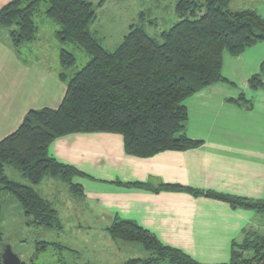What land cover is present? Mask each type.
<instances>
[{
  "label": "trees",
  "instance_id": "1",
  "mask_svg": "<svg viewBox=\"0 0 264 264\" xmlns=\"http://www.w3.org/2000/svg\"><path fill=\"white\" fill-rule=\"evenodd\" d=\"M41 1L48 4L45 15L59 27L57 40L83 50L89 61L67 80L58 107L29 110L18 127L0 140V210L1 195L6 192L17 199L29 224L60 230L58 211L33 186L39 187L44 178L59 179L78 197L81 189L72 178L82 173L51 158L50 143L69 133H115L121 135L125 152L140 158L196 147L200 142L183 133L187 119L183 100L225 80L221 74L224 52L235 56L264 41V18L254 10H227L229 0H178V20L160 32V41L130 25L122 42L108 52L89 31L95 8L106 0L96 5L90 0H11L0 8V27L8 28L13 46L35 38L32 17ZM58 55L63 69L74 65V55L64 48ZM248 84L251 89H264V61ZM6 167L31 185L9 179ZM183 190L232 207L264 209V202ZM105 231L112 241L139 245L147 254L125 264H200L162 245L132 221H114ZM244 236L243 242L233 243L230 261L224 264H264V232L249 230Z\"/></svg>",
  "mask_w": 264,
  "mask_h": 264
},
{
  "label": "crops",
  "instance_id": "2",
  "mask_svg": "<svg viewBox=\"0 0 264 264\" xmlns=\"http://www.w3.org/2000/svg\"><path fill=\"white\" fill-rule=\"evenodd\" d=\"M9 1L0 0V8ZM2 30L0 140L18 127L29 110L58 107L73 75L44 51L37 50L34 60L14 58L8 30ZM61 46L58 41L55 51ZM263 61L264 41L235 56L224 52L225 80L183 100L187 111L183 133L200 142L196 147L140 158L127 154L121 135L115 133H69L55 138L48 155L82 173L72 178L81 195L72 200L68 189L71 204L83 207L75 227L105 231L114 221H132L162 245L200 264L228 263L233 243L243 242L246 231L263 233L264 209L232 207L183 190L264 202V89L248 87ZM49 180L57 179L45 183L57 189L53 199L62 185ZM36 190L41 193L39 187ZM51 203L61 223L67 222L62 219L65 211L56 206L60 204Z\"/></svg>",
  "mask_w": 264,
  "mask_h": 264
},
{
  "label": "rangeland",
  "instance_id": "3",
  "mask_svg": "<svg viewBox=\"0 0 264 264\" xmlns=\"http://www.w3.org/2000/svg\"><path fill=\"white\" fill-rule=\"evenodd\" d=\"M94 5L99 0H90ZM178 0H106L101 6L95 8V19L89 25V31L94 34L96 40L108 51L113 52L128 33L130 25L141 27L149 36L160 41V32L168 30L178 18L175 14V5ZM201 2L205 0H199ZM48 4L39 2L33 14L32 21L36 28L35 38L26 43L11 46L9 34L7 41L10 43V54L14 58L34 60L37 50L44 51L47 58H59V52L55 51L58 44L56 32L59 29L51 19L45 15ZM229 11L254 10L264 18V0H229ZM7 30L6 27H0ZM2 30V31H4ZM5 32H0L4 36ZM36 40L35 42H33ZM6 42L5 44L7 45ZM33 42V43H32ZM8 43V45H9ZM37 45V46H36ZM59 46H56V49ZM75 57V63L69 69L70 74L78 72L89 61L87 54L71 43H65L63 47ZM249 87V84H248ZM250 88V87H249ZM5 175L14 181L25 185L30 183L20 176L11 167L5 168ZM47 179L39 184L40 195L48 200H56L57 208L62 214L65 223H61L60 230L35 226L29 224L24 216L23 209L17 199L6 192L1 195L0 210V252H10L24 264H125L129 259L145 258L147 254L135 244L124 242H110L109 235L101 228L87 229L75 227V222L83 210L82 206H74L68 198V186L61 180H49L56 182L61 187L57 196L52 198L57 190L50 185L45 187ZM54 181V182H53ZM31 185V184H30ZM38 189V186H33ZM68 187V188H67ZM56 189V190H55ZM44 193L43 194V191ZM75 200L77 196H73ZM64 208L65 210L61 209ZM75 221V222H74ZM60 222H62L60 220ZM84 227V226H82ZM47 243V246H43Z\"/></svg>",
  "mask_w": 264,
  "mask_h": 264
},
{
  "label": "water",
  "instance_id": "4",
  "mask_svg": "<svg viewBox=\"0 0 264 264\" xmlns=\"http://www.w3.org/2000/svg\"><path fill=\"white\" fill-rule=\"evenodd\" d=\"M1 261L2 264H21L19 259L16 256L11 255L10 252H5L1 254Z\"/></svg>",
  "mask_w": 264,
  "mask_h": 264
}]
</instances>
